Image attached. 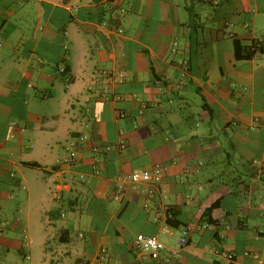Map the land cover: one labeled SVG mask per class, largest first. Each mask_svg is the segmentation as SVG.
Returning a JSON list of instances; mask_svg holds the SVG:
<instances>
[{
	"label": "crops",
	"instance_id": "1",
	"mask_svg": "<svg viewBox=\"0 0 264 264\" xmlns=\"http://www.w3.org/2000/svg\"><path fill=\"white\" fill-rule=\"evenodd\" d=\"M36 250L264 264V0H0V264Z\"/></svg>",
	"mask_w": 264,
	"mask_h": 264
},
{
	"label": "built area",
	"instance_id": "2",
	"mask_svg": "<svg viewBox=\"0 0 264 264\" xmlns=\"http://www.w3.org/2000/svg\"><path fill=\"white\" fill-rule=\"evenodd\" d=\"M216 3V2H215ZM106 75V74H104ZM117 77L119 79L122 78V75H117ZM125 145L123 142L119 143V148H123ZM93 150L95 151L96 148H93ZM78 157V153L77 150L75 149L74 146H72V149L70 152H68V157L64 158V162L65 163H69L71 161H73L74 159H76ZM95 174H98L99 171L97 168H95L94 170ZM164 174V170L161 166H154L151 169L148 170H143L140 172H132L129 176H128V180L132 183V184H138V183H148L151 184L152 187L154 188L162 179ZM119 181H122L123 178H118ZM121 188V187H119ZM153 189H149V192H152ZM53 199H59L60 198V194L57 192H54L52 194ZM189 231V228H185L184 229V234H187ZM180 246H183L185 244V239L182 238L180 240ZM133 246V250L136 253H140V254H145L146 256H148L150 259L152 260H156L159 258L160 253L164 250V245L161 241H159L156 237L153 236H145L142 234L137 235L132 243ZM103 252V251H102ZM220 257L222 259H224L225 261L228 262V264H231V262L233 261V255H231L229 252H227L226 250H221L219 252H217Z\"/></svg>",
	"mask_w": 264,
	"mask_h": 264
},
{
	"label": "trees",
	"instance_id": "3",
	"mask_svg": "<svg viewBox=\"0 0 264 264\" xmlns=\"http://www.w3.org/2000/svg\"><path fill=\"white\" fill-rule=\"evenodd\" d=\"M254 54L255 50L253 47H245L239 41H234V56L236 60H250ZM171 219L168 217L167 224L170 227H177L178 224Z\"/></svg>",
	"mask_w": 264,
	"mask_h": 264
},
{
	"label": "rangeland",
	"instance_id": "4",
	"mask_svg": "<svg viewBox=\"0 0 264 264\" xmlns=\"http://www.w3.org/2000/svg\"><path fill=\"white\" fill-rule=\"evenodd\" d=\"M15 254V262L11 263V264H38L41 257V253L39 252V250L34 251V255H32V260H28L27 258L24 257V255L17 253ZM32 262V263H31Z\"/></svg>",
	"mask_w": 264,
	"mask_h": 264
}]
</instances>
